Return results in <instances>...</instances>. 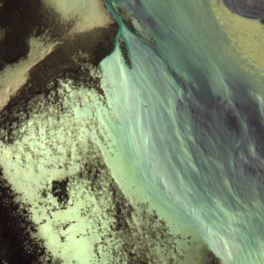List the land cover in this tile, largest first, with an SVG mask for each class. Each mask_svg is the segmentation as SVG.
I'll return each instance as SVG.
<instances>
[{
	"label": "water",
	"instance_id": "1",
	"mask_svg": "<svg viewBox=\"0 0 264 264\" xmlns=\"http://www.w3.org/2000/svg\"><path fill=\"white\" fill-rule=\"evenodd\" d=\"M0 264H264V0H0Z\"/></svg>",
	"mask_w": 264,
	"mask_h": 264
}]
</instances>
